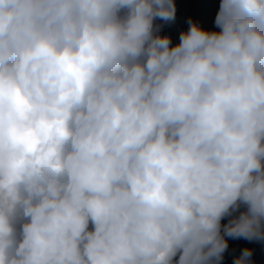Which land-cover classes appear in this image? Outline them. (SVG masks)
I'll use <instances>...</instances> for the list:
<instances>
[{"label": "clouds", "instance_id": "9594fccd", "mask_svg": "<svg viewBox=\"0 0 264 264\" xmlns=\"http://www.w3.org/2000/svg\"><path fill=\"white\" fill-rule=\"evenodd\" d=\"M176 13L0 0V264H220L226 237L264 242V0H220L216 30L189 18L173 46L154 22Z\"/></svg>", "mask_w": 264, "mask_h": 264}, {"label": "trees", "instance_id": "16d2710c", "mask_svg": "<svg viewBox=\"0 0 264 264\" xmlns=\"http://www.w3.org/2000/svg\"><path fill=\"white\" fill-rule=\"evenodd\" d=\"M177 6L176 19L174 22H165L159 18L155 24L163 25L160 35H169L172 45L179 43L180 32L187 30L188 20L198 22L202 27L209 30H216L214 19L219 8L220 0H174ZM241 210H245L242 206ZM229 219V218H228ZM228 219L223 224H226ZM91 227V224L89 225ZM228 240V249L224 253V259L220 264H233L235 257L239 256L243 248L253 249L252 264H264V242L248 241L243 238ZM178 256L174 259L178 260Z\"/></svg>", "mask_w": 264, "mask_h": 264}, {"label": "rangeland", "instance_id": "374dc122", "mask_svg": "<svg viewBox=\"0 0 264 264\" xmlns=\"http://www.w3.org/2000/svg\"><path fill=\"white\" fill-rule=\"evenodd\" d=\"M228 218H229V217H224V218L222 219L221 223H222V222H225Z\"/></svg>", "mask_w": 264, "mask_h": 264}]
</instances>
